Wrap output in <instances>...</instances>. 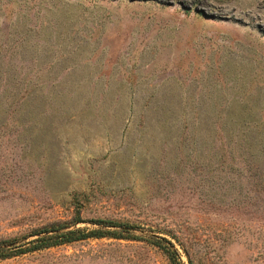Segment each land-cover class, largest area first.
Returning a JSON list of instances; mask_svg holds the SVG:
<instances>
[{
	"label": "rangeland",
	"instance_id": "obj_1",
	"mask_svg": "<svg viewBox=\"0 0 264 264\" xmlns=\"http://www.w3.org/2000/svg\"><path fill=\"white\" fill-rule=\"evenodd\" d=\"M152 238L264 264V0H0V264H171Z\"/></svg>",
	"mask_w": 264,
	"mask_h": 264
},
{
	"label": "trees",
	"instance_id": "obj_2",
	"mask_svg": "<svg viewBox=\"0 0 264 264\" xmlns=\"http://www.w3.org/2000/svg\"><path fill=\"white\" fill-rule=\"evenodd\" d=\"M79 218L80 217H76V220H79ZM97 223L100 225V227L90 229L88 231H86V229L84 228L66 229V226H63L61 224L51 223L35 231V234L38 237L31 242V246L25 249H19L18 252H24L25 250H38L48 248L63 243L86 239L89 237L100 238L105 236H124L122 235L123 231H108L105 229V227L109 226H123L120 223L103 220L98 221ZM151 242L152 244L158 246L160 249L164 250L171 264H182L179 260V256L176 249L172 248L171 241L166 238H152ZM165 243H167V245H165ZM13 254L14 252L11 251V248L6 249L0 247V259L7 258Z\"/></svg>",
	"mask_w": 264,
	"mask_h": 264
}]
</instances>
